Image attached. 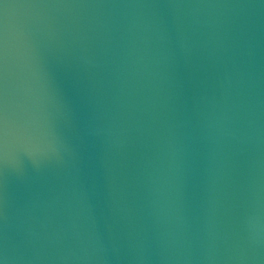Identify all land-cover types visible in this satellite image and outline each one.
Listing matches in <instances>:
<instances>
[{
  "label": "water",
  "instance_id": "1",
  "mask_svg": "<svg viewBox=\"0 0 264 264\" xmlns=\"http://www.w3.org/2000/svg\"><path fill=\"white\" fill-rule=\"evenodd\" d=\"M0 264H264V0H0Z\"/></svg>",
  "mask_w": 264,
  "mask_h": 264
}]
</instances>
